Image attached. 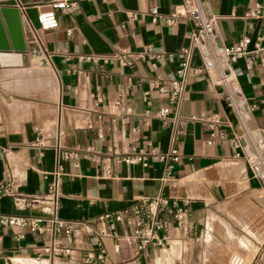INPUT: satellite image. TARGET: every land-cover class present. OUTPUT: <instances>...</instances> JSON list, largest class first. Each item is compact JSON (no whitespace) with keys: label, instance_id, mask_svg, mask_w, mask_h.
Here are the masks:
<instances>
[{"label":"crops","instance_id":"0c3cea01","mask_svg":"<svg viewBox=\"0 0 264 264\" xmlns=\"http://www.w3.org/2000/svg\"><path fill=\"white\" fill-rule=\"evenodd\" d=\"M183 2L76 0L72 11H55L57 27L44 31L38 15L50 9L46 1L0 0V7L18 9L26 45L21 65L0 68V185L10 184L11 189V195L0 197V214L56 216L99 228V216L156 196L186 212L180 226L165 215L168 245L143 252L127 240L129 230L122 224L114 226V238L101 242L84 234L65 239L59 233L37 234L0 224V264H82V251H103L104 264H227L239 236L262 235L257 197L264 179L254 168L264 156V51L250 55V70L243 58L224 70L244 108L234 119L217 65L191 43L192 26L164 21ZM200 3L206 18H217V47H230L242 38L250 40L248 52L255 51L257 41L264 46V0ZM257 7L260 17H250ZM151 9L161 16L156 22ZM148 46L152 58L122 65L114 57ZM183 47L190 54L186 70L180 72L177 55ZM156 80L183 83L176 107L153 87ZM165 108L169 111L161 121L157 113ZM202 115L221 120L224 141L207 144L205 125L191 120ZM111 145L162 153L175 149L177 160L149 161L147 167L118 163L106 157ZM71 150H91L96 159L80 157L77 168L58 160ZM58 163L62 175L54 209L49 195ZM217 222L221 227H214ZM55 242L70 248V256L54 254L50 246ZM257 242L252 243L254 255L243 264H264L257 259ZM115 243L118 252L113 251Z\"/></svg>","mask_w":264,"mask_h":264},{"label":"built area","instance_id":"2783aa9c","mask_svg":"<svg viewBox=\"0 0 264 264\" xmlns=\"http://www.w3.org/2000/svg\"><path fill=\"white\" fill-rule=\"evenodd\" d=\"M49 10L43 11L38 15V23L42 30L48 31L57 27V18L55 11L68 12L75 6L76 0H47ZM149 14L152 16V21L156 22L161 16L157 13L156 9H151ZM250 17L259 18V7L253 9L249 13ZM185 21L192 26L191 31V43L200 48L203 56H211L214 63L218 68V81L222 86L223 92L226 93V102L236 118V115H240L243 111V106L238 105L235 99V90L232 87V82L225 73L227 64L234 63L238 59L246 60V68L250 70L252 68V58L250 55H259L264 51V46H260L259 42L255 44V51L248 52L247 47L250 44L248 38H242L239 42L227 48H219L215 42L214 31L217 24V18H206L203 14L200 0H184V2L175 7L172 13L164 18L165 23L172 25L177 21ZM190 54L188 47H183L178 52V58L181 60V71L184 72L187 68V59ZM119 59L122 65H127L129 62H137L144 58H152L151 47H145L140 53H130L127 51H121L114 56ZM261 64L264 65V59H260ZM224 65L221 74H219L221 66ZM153 87L158 93L166 95L168 97L169 104L172 107H176L181 101L183 94V83L181 81H173L170 83H164L160 80H156L153 83ZM240 103V102H239ZM168 109H162L157 113V118L161 121L165 120L168 114ZM193 121L202 122L207 131L209 140L208 145H213L215 141L222 142L225 140L226 135L220 130L222 125L221 120L217 116L202 115L201 117H191ZM164 123V122H163ZM241 140L234 141L236 148L240 147ZM80 157L86 159H96V155L93 151H87L80 153L77 150H71L63 152L60 160H68L71 162L72 167H78V159ZM106 157H113L118 163H124L127 165H141L147 167L149 161L156 163H162L166 159L177 160V151L171 149L168 153H162L156 151L154 148L149 150H136L133 146H126L122 149H118L116 145H111L106 151ZM169 169L171 166L168 167ZM105 174H109L108 169H104ZM62 175L61 163H58L57 169L53 174V180L50 184V199L52 201L54 209L58 203V187L59 180ZM5 195H11L10 184L0 185V197ZM36 201V200H33ZM29 204L32 200L28 201ZM165 215H170L177 226L183 224L186 218V212L178 208L174 203L169 204V201L161 196L156 197H144L135 202L130 207L115 213H106L99 216L95 222L101 224L99 228L94 227V223L89 222H66L58 219L56 216L50 218H37V217H19L8 216L0 214V224L7 227H17L21 230H28L31 233H59L69 239L71 237H79L86 235L92 237L97 242H101L104 238H114L111 232L114 230L116 224H122L129 230L127 240L134 243L138 252H143L146 249L162 248L168 245V239L166 232L169 228V223L165 218ZM21 237V235H20ZM50 250L54 254H63L70 256L71 249L62 247L58 243H53L50 246ZM113 251H119V244L115 243ZM107 257L103 251H82L81 261L82 264H104Z\"/></svg>","mask_w":264,"mask_h":264},{"label":"water","instance_id":"95a60500","mask_svg":"<svg viewBox=\"0 0 264 264\" xmlns=\"http://www.w3.org/2000/svg\"><path fill=\"white\" fill-rule=\"evenodd\" d=\"M25 51L26 45L18 9L0 7V68L21 65V54ZM228 111L235 119L230 108Z\"/></svg>","mask_w":264,"mask_h":264},{"label":"rangeland","instance_id":"374dc122","mask_svg":"<svg viewBox=\"0 0 264 264\" xmlns=\"http://www.w3.org/2000/svg\"><path fill=\"white\" fill-rule=\"evenodd\" d=\"M243 141L245 140L244 137H241ZM263 149H261L260 153H262ZM251 152V151H250ZM252 157L254 158V161L257 162V159L254 156V153H250ZM262 159V164L260 163L259 165L255 166L254 171L257 174V177L264 179V156L261 157ZM259 199V203L257 205V209H260V216H261V230H262V235H255V236H246V237H238L239 242L236 240L235 243L237 244V250L233 251L230 256L228 257L227 264H235L236 261H241L242 264L245 262L247 259L248 261L252 256L254 255V250L255 249L252 245V243L255 241H258L257 243L259 244L260 251L258 253L257 259H262L264 260V189L261 191L259 196L257 197ZM223 226V225H222ZM214 227H221L220 223L217 222V224H214ZM248 227V226H247ZM250 234V232L248 231ZM211 240L214 239V237H210ZM241 243V244H240ZM245 246H243V245ZM221 250H222V243L218 244L217 247V256L221 258ZM256 251V249H255ZM237 257V258H235ZM232 258V259H231Z\"/></svg>","mask_w":264,"mask_h":264},{"label":"bare ground","instance_id":"6f19581e","mask_svg":"<svg viewBox=\"0 0 264 264\" xmlns=\"http://www.w3.org/2000/svg\"><path fill=\"white\" fill-rule=\"evenodd\" d=\"M241 262L240 261H236L235 264H240Z\"/></svg>","mask_w":264,"mask_h":264}]
</instances>
